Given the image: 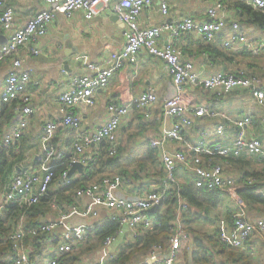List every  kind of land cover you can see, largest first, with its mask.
<instances>
[{
	"label": "built area",
	"instance_id": "1",
	"mask_svg": "<svg viewBox=\"0 0 264 264\" xmlns=\"http://www.w3.org/2000/svg\"><path fill=\"white\" fill-rule=\"evenodd\" d=\"M239 1L264 13V0ZM43 2L45 8L35 11L19 24L13 7L0 1V32L5 36L3 41L0 40V64H8L1 82L0 102H16L14 117L0 137V147L7 148L17 143L28 127L29 116L34 112L28 86L30 83L38 84L32 77L33 68L28 60L31 55H39L36 44L47 33L48 25L56 14L71 19L80 11L85 20H91L110 6L123 23V42L119 50L109 52L102 64L85 61V67L93 74L73 77L67 90L57 95L60 121H46L40 126L35 169L19 168L0 186V211L9 205H19L26 210L37 203L54 182V164H65L66 169L60 173L59 182L67 185L78 179L76 171L69 175V170L75 165L80 164L83 173L86 167L98 164L101 145L106 157L116 155L131 111L139 110L144 120L152 119L151 108L159 101L152 88L142 90L125 105L107 103L106 118L90 131L81 130L80 119L73 112L79 103L94 105L95 93L108 84L115 70L125 64L136 63V53L141 50L162 60L171 78L170 91L160 101L159 110L163 120H170V127L158 136L147 138L148 147L156 151L161 162L162 174L156 184L151 182L149 188H141L138 194L127 195L123 193L127 180L118 174L103 175L77 189L71 203L60 208L53 204L52 208L57 212L41 218L35 227L26 228L27 214L23 211L15 230L6 236L11 264H56L59 256L85 248L84 244L94 240L96 229L111 221L116 224V230L103 237L100 257L84 256V262L80 263L109 264L122 244L133 242L142 233L159 230L163 226L161 215L165 212L161 210L162 203L172 196L175 185L177 199L171 204L173 216L169 221L172 233L159 243L150 244L124 264H191L190 256L184 258V252L190 255L192 248L187 241L188 235L183 231V212L188 213V205L179 196V183H191L195 190H218L237 203L241 202L237 193L240 182L231 169V160L249 158L264 167V79L259 71L244 67L233 72L218 71L201 76L176 40L183 35H191L206 44L221 39L225 49H235L247 56H260L264 55V39H249L243 25L228 17L223 0L206 4L200 18L184 15L177 20L169 16V0H158L160 18L148 27L140 26L139 17L145 9L152 8L155 0ZM21 50H26L27 54H22ZM196 89L210 96V101H200ZM236 90L240 92L239 98L244 95L250 100L255 111L247 109L238 119H231L217 105ZM257 110L261 112L259 115ZM212 118L216 123L202 125L201 121ZM59 125L74 130L69 147L57 148L53 144ZM229 129L234 131L227 134ZM257 130L261 133L257 134ZM88 148L91 149L86 154ZM252 179L247 178V183ZM257 192L264 195V187ZM153 206L156 209L150 212ZM71 216H78L82 221L69 224L67 220ZM217 228V238L222 245L243 248L246 242L258 238L264 248V217L246 220L238 216L232 225L218 222ZM55 232H58L56 241L53 237L48 238L41 255H35L31 260L32 247H25L23 238ZM248 252L254 254L250 250Z\"/></svg>",
	"mask_w": 264,
	"mask_h": 264
},
{
	"label": "crops",
	"instance_id": "2",
	"mask_svg": "<svg viewBox=\"0 0 264 264\" xmlns=\"http://www.w3.org/2000/svg\"><path fill=\"white\" fill-rule=\"evenodd\" d=\"M3 1L6 2L7 5L13 7L15 10L16 21L19 24L23 23L27 17L32 15L35 11L45 8L43 0ZM212 1L213 0H169V16L174 17L176 20L184 15H192L193 17L200 18L202 17L205 5L210 4ZM224 1L225 0H223V2ZM230 1L232 0H226L225 3L228 17L238 20L240 15H238L237 12L239 9L233 8L231 3H229V7L227 3ZM157 4L158 0H155L152 8L148 10L145 9L141 13L139 17V24L141 27H148L158 22L160 14L157 9ZM178 5L181 6V10L178 9ZM113 15L115 14L112 12L110 6L98 15L93 16L91 20H85L80 11L76 12L71 19H66L62 15L56 14L54 19L48 25L47 33L39 39V42L36 44V47L39 49V55H31L28 60L29 65L33 68L32 77L38 81V84L34 85L30 83L28 86L29 91L31 92V106L34 108V112L29 116V124L23 134L25 142L22 146L24 149V159L21 168L35 169L36 155L39 151L38 141L40 126L43 122L60 121V114L56 104L57 95L67 90L73 77L84 74H93V72H90V70L85 67V61L102 64L109 52L117 51L121 48L123 42V23L118 18H114ZM241 18L245 20V22L238 21L243 25L249 39H264V29L256 27L251 23H246L248 20L247 15H243ZM0 37L3 41L5 36H2L0 32ZM182 37H184L182 40H179L178 38L176 42L178 43V41H180L182 45H185L183 47H189L191 54H189L187 58L193 62L194 70L201 76H208L218 71L231 72V70H236L238 67H244L246 69L250 68L249 70L251 71L254 70L264 73V68L260 65V62L264 61V55L260 54V56L257 55L248 58L241 54L238 57L239 62L235 59L233 63L228 65V69L224 70V66L220 64H212L206 53L199 52L197 50L198 45L195 42L189 44V42L185 41V35ZM192 39L195 41L198 38L193 37ZM67 43H69V45ZM21 53L24 55L27 54L26 50H21ZM140 55L145 58V61L148 62V64H146V62L144 66L141 64L142 58ZM65 57L67 58V64L64 66L62 65V61ZM135 62L136 63L133 65L125 64L122 68L115 70L113 75L109 78L108 84L95 93L94 105L87 106L84 103H79L75 106L73 112L80 119L81 130L90 131L103 121V116L106 114L107 103L115 102L125 105L132 99V97L137 96L142 90L148 88L154 89L159 98L156 106L154 105L151 108L152 119L149 120V123L153 126L146 131L143 136H134L135 138H133L132 144L137 146L139 142L147 143V138L158 136L163 130L170 127V120H163L159 111L161 107L160 101L163 96L170 91L171 85V78L167 74L163 61L147 54L144 50H141L136 53ZM7 69V63L0 64V90L2 87L1 82ZM130 69L135 70L138 76L136 78L132 77L128 80ZM136 83L139 84L138 89H135ZM195 92L199 95L198 99L200 101H210L211 97L206 96L203 91L201 92V90L196 89ZM239 93L234 94L228 101L227 107L230 108L227 110V115L231 119H238L247 109L255 110V108L250 105V100H247L244 95H242L241 98L237 96ZM233 98L237 100V102L231 101ZM225 104L227 103H225L224 100L223 103L220 101L217 107L219 108L220 105L223 106ZM140 114L141 112L139 110L131 111L127 127L128 130L126 133H121L119 139L121 144L127 145V135L136 134L135 132L137 131L138 123L137 116L141 118L142 115ZM95 116V120L92 121ZM201 123L205 126L214 124L216 123V119H204ZM233 131L234 130L229 129L227 134H230ZM259 133H261V131L257 130V134ZM73 138L74 130L59 125V129L53 139V144L57 148L69 147L68 145H70ZM91 148L93 149V147ZM91 148L86 150V154L90 152ZM255 167L262 168L257 163H255ZM75 171V175L79 179L83 173L79 170ZM234 172L236 173L237 170L235 169ZM55 187L57 188L58 185L54 182L50 190L56 189ZM135 187L136 186L125 185L123 187V193L127 195L138 194L139 191ZM54 211L57 212V210H53L52 214H49L48 216L54 215ZM81 221L82 219L78 216H71L67 220L69 224H77ZM55 233L56 236H58V232ZM246 247L248 248L247 250L254 253L252 249V247H254L253 245H246ZM99 248L101 249V246L98 247L96 252L95 250L91 252L86 251L78 259L76 264L83 263L84 256H89L92 259L100 257L101 251ZM259 249V253L264 254L262 242L259 243ZM259 253L257 254V259L262 258V260H264ZM7 257H9V260L11 261V255L9 253L7 254Z\"/></svg>",
	"mask_w": 264,
	"mask_h": 264
},
{
	"label": "trees",
	"instance_id": "3",
	"mask_svg": "<svg viewBox=\"0 0 264 264\" xmlns=\"http://www.w3.org/2000/svg\"><path fill=\"white\" fill-rule=\"evenodd\" d=\"M224 3H226V0ZM229 3H231L233 8L239 9L237 14L240 15L238 17L240 22H245L241 16L247 15L248 20L246 23H251L256 27L264 29V13L254 10L243 1L232 0L227 3L230 7ZM182 38L184 37H180L179 40H182ZM192 38L191 35L185 36V41L189 42V44L195 42L198 45L197 50L206 53L212 64H220L224 66L223 68L226 70L228 69V65L233 63L235 59L239 62L238 57L241 54L235 49L223 48L221 39L206 44L201 39L193 41ZM177 44L181 46L183 54L186 57L191 54L189 47H183L185 45H182L180 41H178ZM244 57L249 58L252 56L244 55ZM231 71L233 72L235 70ZM260 73L263 74L262 76L264 77V73ZM236 93H239V90L233 91L228 97H232ZM15 106L16 102L10 104L0 102V128L3 124L7 126L11 122L14 117ZM259 113L261 112L259 111L258 114ZM137 121L136 134L127 135V145L119 142L117 154L112 157L105 156L103 145H101L100 161L96 166H92L91 168L86 167L83 171L82 178L73 180L67 185H61L59 182L60 173L66 169V166L60 163L54 164L53 180L58 185L57 188L55 187L56 189L49 190L37 203L31 205L26 210L19 205H9L5 206L0 211V264H11L9 257H7L10 246L9 241L6 240V236L15 230L18 217L23 211L27 214L25 219L26 228L35 227L41 218H45L49 214H52L53 204L60 208L71 203L77 189L84 186L88 181L97 180L103 175L118 174L124 180H127L128 185L132 186H134V182L132 181H135L137 182L138 191H140L141 188H149L151 182L157 183L162 174V170L161 162L155 150L148 147L144 157L136 161L132 160L130 157L125 158L122 155L125 150L130 152L134 148L132 144V140L135 138L134 136H143L145 132L153 126L149 121L144 120L142 116L141 118L137 116ZM127 127L123 130V133H126L128 130ZM24 142L25 137H22L17 143L7 148L0 147V186L8 181L13 176L12 174L21 168L24 159V149L22 148ZM231 163L233 172L235 169L237 170V172L234 173L236 174L237 180L240 182L237 193L241 202L240 205L235 208L226 206L222 218L215 215V212L216 208L223 205V193L218 190H195L191 183H179V196L183 198L188 205V213L183 212L185 223L183 231L188 235L187 241L191 244L192 248L190 255L184 252V258L188 259V256H190L191 264H257L252 258L254 254H249L248 248L246 247V245H251V241L246 242L243 248H232L220 244L217 238V223L219 221L229 226L232 225L233 220L238 216H242L246 220L264 217V195L257 192L260 187H264V167L256 168L255 161L249 158L232 159ZM244 165H247V168H244ZM149 166L153 167L155 171H150ZM141 171H145L144 176H139ZM249 177L253 178L251 183H247L246 181ZM142 179L146 181L144 182ZM176 189L177 186L175 185L172 189V196L162 203L163 208L161 210L165 212V214L161 215L163 226L159 230L156 229L152 232L148 231L142 233L133 242L128 241L122 244L119 248V253L109 264H124L130 262L134 255L141 251H145L150 244L159 243L162 238H167L169 234L172 233V229L169 228V221L171 215L173 216L171 204L175 203L177 199ZM212 223H214V225H212ZM115 230L116 224L111 221H106L102 226L96 229L95 236L93 237L94 240H91L86 248H81L73 253L59 256L56 264H76L78 259L86 251L91 252L95 250L96 252L98 247H100L103 237L106 234H112ZM50 237L55 238L56 241V233L39 235L37 237L26 235L23 238V242L26 245L25 247H32V252L30 253L31 260L34 259L35 255H41L42 247Z\"/></svg>",
	"mask_w": 264,
	"mask_h": 264
},
{
	"label": "rangeland",
	"instance_id": "4",
	"mask_svg": "<svg viewBox=\"0 0 264 264\" xmlns=\"http://www.w3.org/2000/svg\"><path fill=\"white\" fill-rule=\"evenodd\" d=\"M196 1H198V0H196ZM188 3V2H187ZM185 8V7H184ZM178 9L179 10H181L182 8H181V6H179L178 5ZM184 10V9H183ZM140 57L142 58V62H141V64L144 66V64H145V58L144 57H142L141 55H140ZM146 64H148V62H146ZM133 65V64H132ZM258 65V64H257ZM260 65H261V67L262 68H264V61H262V62H260ZM143 71H144V69H143ZM215 73V72H214ZM213 74V73H212ZM133 75V76H132ZM211 75V74H210ZM138 76V74H137V72L135 71V70H133V69H130V74H129V76H128V80H130L132 77L133 78H136ZM209 76V75H208ZM139 88V84H135V89H138ZM230 98L231 97H228L227 99H224V102L225 103H227V104H225V105H223V106H219V110L220 111H223V112H227V110H229V108L230 107H227L228 106V101L230 100ZM231 101H235V102H237V100H235L234 98L233 99H231ZM255 111V110H254ZM232 113V112H231ZM95 118H96V116L93 118V120L92 121H94L95 120ZM106 118V114L103 116V120ZM102 120V119H101ZM5 124H3V126L0 128V137H1V135H2V133L5 131V129H6V125L4 126ZM137 140V139H136ZM147 149H148V144L146 143V142H139L138 144H137V146H134V148H133V150L129 153L127 150H125L124 151V153H123V157H130L132 160H134V161H136V160H138V159H142L143 157H144V154L146 153V151H147ZM244 168H247V165H244L243 166ZM149 170L150 171H155V169L153 168V167H151V166H149ZM145 175V171H141L140 173H139V176H144ZM142 180H144V179H142ZM146 180H144V182H145ZM132 182H134V186H136L135 188H137V182H135V181H132ZM222 199H223V205L222 206H220V207H218V208H216V212H215V215H217V216H220V218H222L223 216H224V210H225V207L226 206H229V207H232V208H235L236 206H238V205H240V203H237L236 201H234V200H232L228 195H226V194H222ZM213 215H214V213H213ZM218 221V220H217ZM216 221V222H217ZM220 222V221H219ZM212 225H214V223H212ZM208 231V230H207ZM261 242V240L260 239H258V238H253V241H252V243H251V245H253L254 247H252V249H253V251H254V255L252 256V258L255 260V262L257 263V264H263L264 262H262L263 260H262V258H259V259H257V257H258V253H259V251H260V249H259V243ZM87 245V243L86 244H84V247ZM259 254H261V256L264 258V254H262V253H259ZM256 258V259H255Z\"/></svg>",
	"mask_w": 264,
	"mask_h": 264
},
{
	"label": "water",
	"instance_id": "5",
	"mask_svg": "<svg viewBox=\"0 0 264 264\" xmlns=\"http://www.w3.org/2000/svg\"><path fill=\"white\" fill-rule=\"evenodd\" d=\"M113 17L114 18H118L117 17V15H113ZM2 38L0 37V40H1ZM4 39V38H3ZM68 45H69V43H67ZM67 64V58L65 57L64 58V60L62 61V65H66ZM75 170H79V171H81L82 170V166L80 165V164H77V165H75L73 168H71L70 170H69V175H71ZM155 209H156V206H153L151 209H150V212H154L155 211Z\"/></svg>",
	"mask_w": 264,
	"mask_h": 264
}]
</instances>
